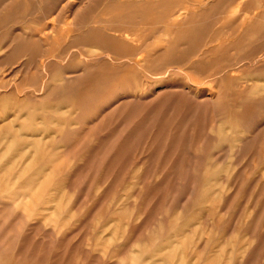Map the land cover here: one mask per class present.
I'll return each instance as SVG.
<instances>
[{
    "label": "rangeland",
    "instance_id": "rangeland-1",
    "mask_svg": "<svg viewBox=\"0 0 264 264\" xmlns=\"http://www.w3.org/2000/svg\"><path fill=\"white\" fill-rule=\"evenodd\" d=\"M263 27L264 0H0V264H264Z\"/></svg>",
    "mask_w": 264,
    "mask_h": 264
},
{
    "label": "bare ground",
    "instance_id": "bare-ground-1",
    "mask_svg": "<svg viewBox=\"0 0 264 264\" xmlns=\"http://www.w3.org/2000/svg\"><path fill=\"white\" fill-rule=\"evenodd\" d=\"M205 10H206V9H205ZM200 11H201V10H200ZM174 14H175V13H174ZM253 15H255V14H253ZM256 15H257V14H256ZM172 16H173V15H172ZM186 17H187V16H186ZM245 17H246V16H245ZM256 17H257V16H256ZM249 18H250V17H249ZM252 18H253V17H252ZM252 18H251V19H252ZM258 21H259V20H258ZM177 23H179V22H177ZM254 24H255V23H254ZM254 24H253V25H254ZM251 25H252V24H251ZM251 25H250V27H251ZM259 25H260V24H259ZM263 28H264V27H263ZM174 29H175V28H174ZM248 30H250V28H249ZM248 30H247V31H248ZM262 31H263V30H262ZM164 32H165V31H164ZM165 33H166V32H165ZM167 33H168V32H167ZM157 37H158V36H157ZM124 40H125V39H124ZM127 42H128V41H127ZM129 42H130V41H129ZM157 43H158V42H157ZM155 45H156V44H155ZM163 45H164V44H163ZM160 46H161V45H160ZM160 46L158 45V47H160ZM140 47H141V49H142V46H141V45H140ZM151 47H152V46H151ZM153 47H154V46H153ZM162 47H163V46H162ZM162 47H161V48H162ZM156 48H157V46H156ZM156 48H155V49H156ZM161 48H159V49H161ZM138 49L141 50L140 48H138ZM151 49H152V48H151ZM146 50H147V49H145V51H146ZM156 50L158 51V49H156ZM142 51H143V50H142ZM142 51H141V52H142ZM157 51H156V52H157ZM159 51H160V50H159ZM136 52H137V51H136ZM136 52H135V53H136ZM102 53H103V52H102ZM137 53H138V52H137ZM137 53H136V54H137ZM142 53H146V52H142ZM148 53H149V55L151 54L150 52H148ZM148 53H147V54H148ZM139 54H140V52H139ZM139 54H138V55H139ZM161 54H162V53H161ZM134 55H135V54H134ZM138 55H136V57H137ZM162 56H163V55H162ZM145 57H146V54H145ZM149 57H150V56H149ZM138 58H139V57H138ZM140 58H141V57H140ZM153 58H154V57H152V59H153ZM105 59H106V58H105ZM105 59H104V60H105ZM141 59H142V58H141ZM144 59H145V58H144ZM148 59H149V58H148ZM150 59H151V58H150ZM156 59H157V56H156ZM107 60H108V59H107ZM142 61H143V60H142ZM146 61H148V60L146 59ZM158 61H159V60H158ZM138 63H139V62H138ZM171 64H172V63H171ZM130 65H131V64H130ZM154 65H155V64H154ZM144 66H145V63H144ZM144 66H141V67H144ZM132 68H133V67H132ZM160 68H161V67H160ZM219 68H220V67H219ZM133 69H134V68H133ZM159 70H160V69H159ZM162 70H163V69H162ZM162 70H161V71H162ZM155 71H156V70H155ZM84 72H85V71H84ZM79 74H80V73H79ZM68 76H70V75H68ZM81 76H82V75H81ZM71 77H73V76L71 75ZM77 77H78V76H77ZM70 79H71V78H70ZM76 79H77V78H76ZM78 79H79V78H78ZM260 79H261V78H260ZM74 80H75V79H74ZM79 80H80V79H79ZM263 80H264V79H262V81H263ZM62 81H63V79H62ZM69 81H70V80H69ZM64 82H65V81H64ZM137 82H138V81H137ZM67 83H68V81H67ZM70 83H72V82H70ZM140 83H141V82H140ZM142 83H143V82H142ZM142 83H141V85H142ZM257 83H258V82H257ZM261 83H263V82H261ZM137 84H138V83H137ZM147 84H148V83H147ZM263 84H264V83H263ZM139 85H140V84H139ZM141 85H140V86H141ZM142 86H143V85H142ZM142 86H141V87H142ZM252 86H253V85H252ZM150 87H151V85H150ZM150 87H149V88H150ZM160 87H161V86H160ZM179 87H180V86H179ZM183 87H185V86H183ZM194 87H195V86H194ZM142 88H144V87H142ZM168 88H169V87H168ZM150 89H151V88H150ZM171 89H172V88H171ZM184 89H185V88H184ZM184 89H183V90H184ZM262 89H263V88H262ZM161 90H162V89H161ZM165 90H167V89H165ZM165 90H162V91H165ZM196 90H197V88H196ZM259 90H260V89H259ZM162 91H160V92H162ZM184 91H185V90H184ZM186 91H187V90H186ZM199 91H200V90H199ZM263 91H264V90H263ZM141 92H143V91H141ZM160 92H159V93H160ZM171 92H172V91H171ZM188 92H189V91H188ZM257 92L259 93V91H257ZM261 92H262V91H261ZM173 93H174V92H173ZM191 93H192V92H191ZM203 93H204V92H203ZM262 93H263V92H262ZM62 94H64V91L62 92ZM66 94H67V93H66ZM131 94L133 95V93H131ZM131 94H130V95H131ZM162 94H163V93H162ZM162 94H160V95H162ZM181 94H182V93H181ZM198 94H199V93H198ZM263 94H264V93H263ZM128 95H129V94H128ZM130 95H129V96H130ZM136 95H137V94H136ZM158 95H159V94H158ZM175 95H176V93H175ZM189 95H190V94H189ZM196 95H197V94H196ZM199 95H200V94H199ZM256 95H257V94H256ZM124 96H125V95H124ZM124 96H123V97H124ZM133 96H134V95H133ZM144 96H145V95H144ZM177 96H178V95H177ZM177 96H176V98H177ZM183 96H185V95H183ZM194 96H195V95H194ZM202 96H203V95H202ZM258 96H259V95H258ZM135 97H136V96H135ZM139 97H140V96H139ZM142 97H143V96H142ZM156 97H157V96H156ZM187 97H188V96H187ZM197 97H198V96H197ZM216 97H217V96H216ZM124 98L127 99L126 97H124ZM130 98H131V97H130ZM153 98H154V96H153ZM176 98H175V99H176ZM185 98H186V97H185ZM185 98H184V99H185ZM188 98H190V96H189ZM193 98H194V97H193ZM198 98H199V97H198ZM207 98H208V97H207ZM262 98H263V96H262ZM158 99H159V98H158ZM209 99L211 100V98H209ZM154 100H157V98H156V99L154 98ZM189 100H190V99H189ZM193 100H194V99H193ZM195 100H197V99H195ZM202 100H203V99H202ZM202 100H201V101H202ZM190 101H191V100H190ZM194 102H195V101H194ZM198 102H199V101H198ZM207 102H209V101H207ZM214 102H215V100H214ZM123 103H124V102H123ZM201 103H204V100H203ZM191 104H192V103H191ZM196 104H197V103H196ZM205 104H206V102H205ZM193 105H194V104H193ZM197 105H198V104H197ZM209 105H210V104H209ZM215 105H216V104H215ZM215 105H214V107H215V109H216V106H215ZM120 106H121V105H120ZM206 106H208V104H207ZM117 107H118V106H117ZM117 107H115V108H117ZM212 110H213V109H212ZM215 111H216V110H215ZM112 114H113V113H112ZM45 130H46V129H45ZM46 132H47V131H46ZM128 134H129V133H128ZM34 136H35V135H34ZM36 136H37V135H36ZM41 136H42V135H41ZM37 137H38V136H37ZM43 137H44V136H43ZM33 138H35V137H33ZM40 141H42V140H40ZM29 145H31V144H28V146H29ZM28 146H27V147H28ZM32 146H33V145H32ZM38 146H39V145H38ZM25 149H26V148H25ZM34 149H35V148H34ZM32 153H34V151H33ZM22 154H23V153H22ZM29 156H30V155H29ZM21 157H22V156H21ZM27 157H28V156H27ZM24 158H26V157H24ZM21 159H22V158H21ZM231 159H232V158H231Z\"/></svg>",
    "mask_w": 264,
    "mask_h": 264
}]
</instances>
